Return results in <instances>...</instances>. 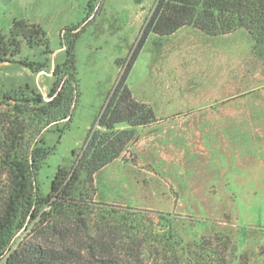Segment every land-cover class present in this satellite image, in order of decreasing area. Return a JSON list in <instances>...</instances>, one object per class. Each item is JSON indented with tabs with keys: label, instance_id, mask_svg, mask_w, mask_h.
<instances>
[{
	"label": "rangeland",
	"instance_id": "rangeland-1",
	"mask_svg": "<svg viewBox=\"0 0 264 264\" xmlns=\"http://www.w3.org/2000/svg\"><path fill=\"white\" fill-rule=\"evenodd\" d=\"M157 3L0 0V33L8 35L13 22L24 19L41 25L49 38L48 47L22 40L16 59L34 68L21 61L0 64L3 91L33 88L48 99L53 70L66 58L61 34L64 28L80 30L72 118L42 133L50 150L38 175L43 195L59 168L73 166ZM126 84L137 100L151 104L157 120L136 127L138 137L94 174L92 187L85 185L82 171L72 195L96 208L146 214L154 231L170 230L180 242L182 264H264V127L204 124L209 112L199 110L218 101L221 95H211L217 91L229 97L253 89L248 99L264 101V44L244 28L219 35L193 25L166 35L150 31ZM197 107L198 125L190 115ZM176 112L185 136L169 138V127L179 129L165 116Z\"/></svg>",
	"mask_w": 264,
	"mask_h": 264
},
{
	"label": "trees",
	"instance_id": "trees-1",
	"mask_svg": "<svg viewBox=\"0 0 264 264\" xmlns=\"http://www.w3.org/2000/svg\"><path fill=\"white\" fill-rule=\"evenodd\" d=\"M185 25L211 35L244 28L264 44V0H158L73 166L57 170L47 195L38 182L50 153L42 133L72 118L79 94L75 53L79 27L64 28L61 34L66 58L53 70L48 99L33 88L29 92L0 88V260L5 258L6 264H182L180 242L170 230L154 231L146 214L96 208L91 200L72 192L82 171L85 185L92 187L94 174L138 137L136 127L157 120L151 104L137 100L126 80L150 31L166 35ZM23 39L32 47L49 46L41 25L16 19L8 35L0 33V64L21 61L34 68L33 63L16 59ZM121 124L128 128L118 129Z\"/></svg>",
	"mask_w": 264,
	"mask_h": 264
},
{
	"label": "crops",
	"instance_id": "crops-1",
	"mask_svg": "<svg viewBox=\"0 0 264 264\" xmlns=\"http://www.w3.org/2000/svg\"><path fill=\"white\" fill-rule=\"evenodd\" d=\"M253 89H249L244 92L239 93H230L229 97H222L224 92L217 91L212 93L211 95H221L218 97V101H212L202 108H200V112L205 113L208 111L209 113L206 115L209 118L204 119V124H211L213 126H255V127H264V101L262 103H252L249 96L252 94ZM194 111V110H193ZM190 114L194 116V119L197 121L198 125V107L196 110ZM253 112H258L257 114H253ZM156 113V111H155ZM179 112L173 113L171 115L165 116L168 121L169 126L178 124V131L175 128L168 131L167 136L169 138H175V136L184 137V132H181L180 119H176V115ZM180 115V114H179ZM156 117L158 115L156 114Z\"/></svg>",
	"mask_w": 264,
	"mask_h": 264
}]
</instances>
